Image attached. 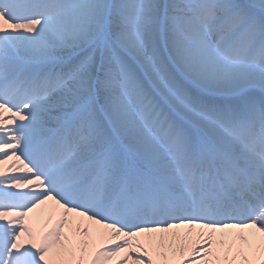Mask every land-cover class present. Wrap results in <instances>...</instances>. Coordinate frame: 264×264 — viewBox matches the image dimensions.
<instances>
[{
    "label": "snow or ice",
    "instance_id": "1",
    "mask_svg": "<svg viewBox=\"0 0 264 264\" xmlns=\"http://www.w3.org/2000/svg\"><path fill=\"white\" fill-rule=\"evenodd\" d=\"M0 264H264V0H0Z\"/></svg>",
    "mask_w": 264,
    "mask_h": 264
}]
</instances>
